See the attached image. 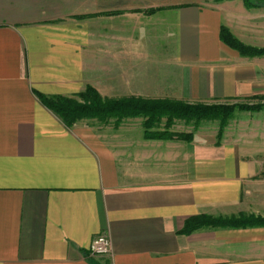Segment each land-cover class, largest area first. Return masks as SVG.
<instances>
[{"label": "crops", "instance_id": "obj_1", "mask_svg": "<svg viewBox=\"0 0 264 264\" xmlns=\"http://www.w3.org/2000/svg\"><path fill=\"white\" fill-rule=\"evenodd\" d=\"M116 1L0 0V264H264V225L182 231L198 215L264 218V139L67 126L38 97L143 95L144 79L151 98L190 103L264 93V61L220 38L264 45V10ZM100 234L107 256L89 250Z\"/></svg>", "mask_w": 264, "mask_h": 264}, {"label": "trees", "instance_id": "obj_2", "mask_svg": "<svg viewBox=\"0 0 264 264\" xmlns=\"http://www.w3.org/2000/svg\"><path fill=\"white\" fill-rule=\"evenodd\" d=\"M247 4L254 5L252 0H247ZM221 40L233 49L242 54H263L264 50L248 47L241 43L226 26H221ZM41 102L50 110L55 112L67 126H72L80 118H109V117H133L143 115L147 119L144 122V135L149 139L178 138L191 140L190 133L185 136L170 134L169 127L174 118L183 119H206L222 118L231 116L236 105L190 103L183 101H173L164 99H144L142 97H124L107 99L103 98L97 90L88 86L85 91L79 94V100L64 96H44L38 94ZM167 117V127L163 132L153 130L154 123L160 118ZM252 225H264V218L254 216H240L231 218L212 217L209 215H198L189 218L183 228L184 233L205 226H230L244 227Z\"/></svg>", "mask_w": 264, "mask_h": 264}, {"label": "rangeland", "instance_id": "obj_3", "mask_svg": "<svg viewBox=\"0 0 264 264\" xmlns=\"http://www.w3.org/2000/svg\"><path fill=\"white\" fill-rule=\"evenodd\" d=\"M114 1L117 3L113 4V7H116V6L118 7L120 3L116 0H113V2ZM222 1H226V0H171V3H177L180 5H188V4L213 5L217 2H222ZM227 1H231V0H227ZM246 1L247 0H241V2H243L245 7L249 9H254L256 11L264 10V0H252L254 5L247 4ZM139 4L140 3L137 0H128L129 7L137 6ZM239 41L243 43L241 40ZM243 44L251 48L264 50V45L257 46V45H250L246 43H243ZM233 50L237 51L236 49H233ZM237 52L240 54L241 57L253 58V59L255 58V59H260L264 61V53L263 54H242L239 51ZM262 63L264 64V62ZM148 82L149 81L147 79H144L143 80L144 84L139 85V89L143 90L142 91L143 95L135 94V92L138 91V88L136 90L135 86L130 87L128 93L118 92V93H112V94L115 96L122 95L120 96L121 98L138 96L144 99H156V98H151L152 95L155 93H153L154 91L151 90L153 85L152 84L147 85ZM172 94H174L173 91H171V99L164 98V100H173V101L180 100L183 102H188L183 99L176 98ZM192 103H205V102L194 101ZM207 104L236 105L237 108L235 109L234 113L226 119L206 118V119L196 120V119L174 118L172 124H170V127L168 126L169 133L185 136L190 133L193 135L196 131H200V132L206 133V135L213 133L214 136H217L218 140H221L225 137H228L234 134L237 135V137L238 136L243 137V139L245 140H248V138H250L249 136H253L252 137L253 139H260V140L264 139V113H263L264 112V93H261V92L255 93L253 95L240 98L237 100H233V101H227V102H221V103L208 102ZM146 119L147 118L145 116L138 115V116H133V117H124L120 119L117 117H109V118H104V119L80 118L76 121L81 120L84 123H87L88 125L101 126L102 128H105L106 130H110L112 132L119 130L120 127H126L128 128L129 131L138 133L139 135L140 132L142 131L143 133L145 132L144 122L146 121ZM167 120H168L167 117L160 118L159 121L154 123L153 130H159V132H163L164 130H166V128H168ZM257 121H260V122L258 123ZM257 124H261V125L258 126ZM225 218H228V217H225Z\"/></svg>", "mask_w": 264, "mask_h": 264}, {"label": "built area", "instance_id": "obj_4", "mask_svg": "<svg viewBox=\"0 0 264 264\" xmlns=\"http://www.w3.org/2000/svg\"><path fill=\"white\" fill-rule=\"evenodd\" d=\"M90 252L96 256L111 254V240L106 234H100L93 238L89 247Z\"/></svg>", "mask_w": 264, "mask_h": 264}]
</instances>
